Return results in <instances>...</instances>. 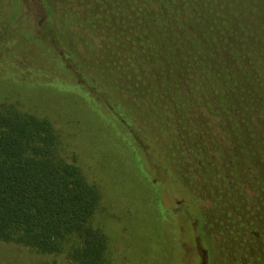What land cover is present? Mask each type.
Returning <instances> with one entry per match:
<instances>
[{
	"label": "trees",
	"instance_id": "1",
	"mask_svg": "<svg viewBox=\"0 0 264 264\" xmlns=\"http://www.w3.org/2000/svg\"><path fill=\"white\" fill-rule=\"evenodd\" d=\"M242 1L0 0V242L60 264H264V33L221 7L260 24L264 0ZM113 218L144 243L114 256Z\"/></svg>",
	"mask_w": 264,
	"mask_h": 264
},
{
	"label": "rangeland",
	"instance_id": "2",
	"mask_svg": "<svg viewBox=\"0 0 264 264\" xmlns=\"http://www.w3.org/2000/svg\"><path fill=\"white\" fill-rule=\"evenodd\" d=\"M250 2L251 0H245L242 2ZM246 2V3H248ZM262 3V2H261ZM223 10L224 17L234 25L245 37L249 38L253 32L259 31L261 34L264 33V23L256 24L255 18L252 14L235 13L236 8H232L227 4L221 6ZM242 7V5H240ZM250 41L255 45L257 49L261 48L264 51V44L257 42L255 38H251ZM249 108H246V111ZM227 129L230 128V134L236 136L235 128L236 125L232 123L226 124ZM246 129V128H243ZM247 135V138L249 135ZM251 148L255 147L256 150L261 152L264 157V127L258 134V138H254L253 134L250 137ZM250 149V148H249ZM88 167L85 164V167ZM94 175V174H93ZM104 190V186H102ZM108 194V190H105ZM107 229L111 234V250L112 254L118 257L117 250L122 246L138 247L144 243V239L147 236V231L142 229L136 224H122L120 220L115 218L107 220ZM61 258L52 255L38 254L29 251L20 245L9 244L0 242V264H60Z\"/></svg>",
	"mask_w": 264,
	"mask_h": 264
}]
</instances>
